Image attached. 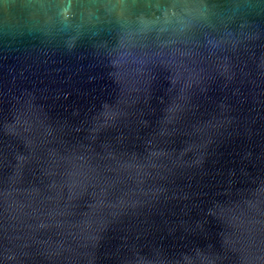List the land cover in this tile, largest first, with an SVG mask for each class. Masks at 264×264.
Wrapping results in <instances>:
<instances>
[{"label":"water","instance_id":"water-1","mask_svg":"<svg viewBox=\"0 0 264 264\" xmlns=\"http://www.w3.org/2000/svg\"><path fill=\"white\" fill-rule=\"evenodd\" d=\"M0 264H264V0H0Z\"/></svg>","mask_w":264,"mask_h":264}]
</instances>
